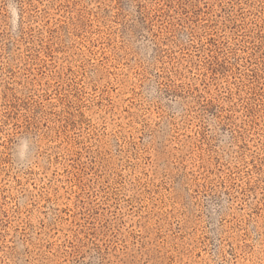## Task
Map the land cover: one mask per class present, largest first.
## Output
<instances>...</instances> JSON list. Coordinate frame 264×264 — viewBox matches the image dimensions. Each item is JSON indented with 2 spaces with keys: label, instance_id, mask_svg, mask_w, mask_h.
Instances as JSON below:
<instances>
[{
  "label": "rangeland",
  "instance_id": "374dc122",
  "mask_svg": "<svg viewBox=\"0 0 264 264\" xmlns=\"http://www.w3.org/2000/svg\"><path fill=\"white\" fill-rule=\"evenodd\" d=\"M0 264H264V0H0Z\"/></svg>",
  "mask_w": 264,
  "mask_h": 264
}]
</instances>
